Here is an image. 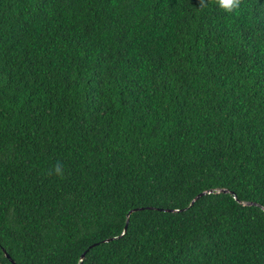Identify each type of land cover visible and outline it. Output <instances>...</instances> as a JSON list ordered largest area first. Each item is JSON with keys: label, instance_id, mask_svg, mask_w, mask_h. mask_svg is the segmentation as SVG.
I'll return each mask as SVG.
<instances>
[{"label": "trees", "instance_id": "trees-1", "mask_svg": "<svg viewBox=\"0 0 264 264\" xmlns=\"http://www.w3.org/2000/svg\"><path fill=\"white\" fill-rule=\"evenodd\" d=\"M0 264H264V0H0Z\"/></svg>", "mask_w": 264, "mask_h": 264}, {"label": "clouds", "instance_id": "clouds-1", "mask_svg": "<svg viewBox=\"0 0 264 264\" xmlns=\"http://www.w3.org/2000/svg\"><path fill=\"white\" fill-rule=\"evenodd\" d=\"M245 0H216V5L226 11L232 12L237 9ZM49 174H55L58 177H63L64 166L61 162H57L56 165L50 170Z\"/></svg>", "mask_w": 264, "mask_h": 264}, {"label": "water", "instance_id": "water-1", "mask_svg": "<svg viewBox=\"0 0 264 264\" xmlns=\"http://www.w3.org/2000/svg\"><path fill=\"white\" fill-rule=\"evenodd\" d=\"M130 212H131V211H129V212L127 213L126 222L128 221V217H129ZM126 227H127V226L125 225L124 230L126 229ZM107 240H109V239H107ZM92 246H93V245H91L90 247H92ZM85 252H86V251H84V252L82 253V255H81L82 257L84 256Z\"/></svg>", "mask_w": 264, "mask_h": 264}]
</instances>
